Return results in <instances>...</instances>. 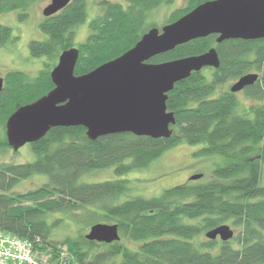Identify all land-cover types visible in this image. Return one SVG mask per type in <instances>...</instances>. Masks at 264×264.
Listing matches in <instances>:
<instances>
[{"label": "trees", "instance_id": "1", "mask_svg": "<svg viewBox=\"0 0 264 264\" xmlns=\"http://www.w3.org/2000/svg\"><path fill=\"white\" fill-rule=\"evenodd\" d=\"M33 1L0 0V14L19 9L18 19L24 20ZM125 1V5L103 1L80 42H75L74 29L86 19V0H71L40 20L46 38L28 45L32 56L46 59L43 67L34 76L16 69L2 77L0 150L11 148L5 135L7 117L54 87L50 70L62 50L77 47L74 73H86L121 55L148 28L157 26L148 23L153 11L172 0ZM204 1L186 0L164 23ZM215 37L192 39L148 60L157 63L199 54L212 46L219 56L217 68L194 71L167 93L166 108L175 117L168 138L121 132L89 139L83 126H55L28 143L34 160L0 162V229L29 240L33 250L46 257L44 264H264V38L217 43ZM12 38L11 28L0 23V46ZM249 71L260 74L243 93L256 103L242 107L237 92L219 87ZM180 143L199 145L196 153L215 157L210 180L187 181L152 197L123 196L130 190L124 178L81 180L94 169L113 167L122 175L146 167ZM36 174L46 175V182L26 192H11L18 182ZM79 210L86 227L99 221L117 224L119 240L127 237L136 248L119 240H87L82 233L75 239L55 240L52 229L64 217L53 215ZM229 221L242 228L230 240L205 236Z\"/></svg>", "mask_w": 264, "mask_h": 264}, {"label": "water", "instance_id": "2", "mask_svg": "<svg viewBox=\"0 0 264 264\" xmlns=\"http://www.w3.org/2000/svg\"><path fill=\"white\" fill-rule=\"evenodd\" d=\"M71 0H50L42 14L50 16ZM210 34L215 41L264 38V0H207L177 19L148 28L121 55L92 70L75 74L77 47L62 50L50 70L54 84L47 93L18 106L5 121V135L13 151L43 137L55 126H83L85 136L95 139L107 134L131 132L152 138H168L173 112L166 108L167 93L175 82L204 67L220 64L214 46L199 54L162 62L148 60L175 46ZM258 79L257 72L239 76L230 91L237 92ZM3 79L0 77V90ZM201 173L189 179H198ZM229 224L205 232L209 239L230 240ZM87 240L111 243L120 239L117 224L97 222L84 234Z\"/></svg>", "mask_w": 264, "mask_h": 264}, {"label": "rangeland", "instance_id": "3", "mask_svg": "<svg viewBox=\"0 0 264 264\" xmlns=\"http://www.w3.org/2000/svg\"><path fill=\"white\" fill-rule=\"evenodd\" d=\"M50 0H34L28 7L27 17L24 20L18 19L19 9L0 14V23L11 28L13 38L5 45L0 46V77L11 70H23L29 76L37 74L39 69L43 67L44 57L32 56L29 50V42L31 40H42L46 38V34L39 29V22L44 17L42 9ZM118 2L122 5L126 4L125 0H109ZM87 16L86 19L75 27V42L83 41L89 33L88 23L92 17L100 14L101 4L99 0H86ZM186 0H172L168 4H164L155 9L148 23H154L161 26L166 21V17L176 8L184 6ZM48 61V60H47ZM254 72V71H249ZM258 72V71H255ZM260 74V72H258ZM236 79L228 80L220 85L219 89L227 90ZM237 97L242 107L256 103L255 99L244 96L243 91L237 93ZM200 148L199 145H189L180 143L174 145L151 161L146 167L134 169L122 175L115 174L113 167L94 169L85 173L81 180L88 182H99L110 179L124 178L128 180L130 187L125 197L140 195L143 197H152L161 193L165 188L182 184L187 181L206 182L211 179V171L214 167L213 161L215 157L196 153ZM35 154L31 151L28 143L22 145L17 151L10 149L0 150V162L22 163L32 161ZM195 173H202L198 179H189ZM264 173V165H263ZM47 176L42 174L32 175L27 179L18 182L11 192H26L35 189L44 182ZM264 181V178H263ZM64 217V221L52 229V237L55 240L75 239L78 234H85L89 227L83 223L84 213L79 210L76 213H57L53 217ZM70 216V217H69ZM52 217V218H53ZM105 222L106 221H99ZM108 223V222H107ZM233 229L234 234L241 231L239 225H233L231 221L225 222ZM263 235H264V229ZM201 240L206 239L203 235ZM124 244L131 248H136L137 244L128 239L121 237ZM61 248L65 250V246L61 244Z\"/></svg>", "mask_w": 264, "mask_h": 264}, {"label": "built area", "instance_id": "4", "mask_svg": "<svg viewBox=\"0 0 264 264\" xmlns=\"http://www.w3.org/2000/svg\"><path fill=\"white\" fill-rule=\"evenodd\" d=\"M45 260L29 240L0 229V264H44Z\"/></svg>", "mask_w": 264, "mask_h": 264}, {"label": "flooded vegetation", "instance_id": "5", "mask_svg": "<svg viewBox=\"0 0 264 264\" xmlns=\"http://www.w3.org/2000/svg\"><path fill=\"white\" fill-rule=\"evenodd\" d=\"M99 1H100V2H99L100 4H101V3H103V1H106V2H111V1H109V0H99ZM114 2H116V1H114ZM216 36H217V35H216ZM215 38H216V37H215ZM211 68H213V67H211ZM244 88H245V87H244ZM244 88H243V89H244ZM243 89H242V90H240V91H237V93H238V92H242V91H243Z\"/></svg>", "mask_w": 264, "mask_h": 264}]
</instances>
